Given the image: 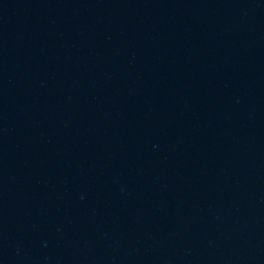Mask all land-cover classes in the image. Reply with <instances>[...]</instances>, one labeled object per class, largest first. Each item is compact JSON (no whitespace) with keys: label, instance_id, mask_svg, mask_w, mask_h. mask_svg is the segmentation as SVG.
I'll return each mask as SVG.
<instances>
[{"label":"water","instance_id":"95a60500","mask_svg":"<svg viewBox=\"0 0 264 264\" xmlns=\"http://www.w3.org/2000/svg\"><path fill=\"white\" fill-rule=\"evenodd\" d=\"M0 264H264V0H0Z\"/></svg>","mask_w":264,"mask_h":264}]
</instances>
